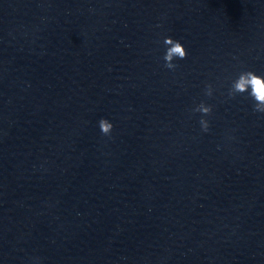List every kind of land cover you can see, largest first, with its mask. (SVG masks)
Segmentation results:
<instances>
[{
    "label": "clouds",
    "instance_id": "obj_1",
    "mask_svg": "<svg viewBox=\"0 0 264 264\" xmlns=\"http://www.w3.org/2000/svg\"><path fill=\"white\" fill-rule=\"evenodd\" d=\"M163 44L166 46V51L163 56L165 62L164 66L169 70H175L178 65L174 63V60L185 59L188 55L186 48L179 40H175L170 36L164 38ZM246 92L255 102L253 105V111L264 113V76L258 75L251 70L241 72L238 78L232 82L228 96L230 98H235L237 94H243ZM205 95L208 97L213 95L211 84L206 85ZM193 111L202 114L199 123L202 131L207 132L209 130V122L203 117L212 113V106L201 102L193 109ZM98 124L103 135L107 136L111 134L113 124L108 119L101 118Z\"/></svg>",
    "mask_w": 264,
    "mask_h": 264
}]
</instances>
